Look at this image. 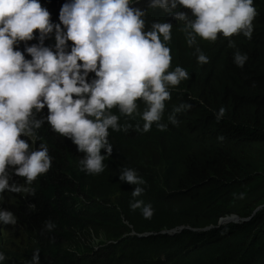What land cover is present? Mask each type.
I'll list each match as a JSON object with an SVG mask.
<instances>
[{
    "label": "clouds",
    "instance_id": "1",
    "mask_svg": "<svg viewBox=\"0 0 264 264\" xmlns=\"http://www.w3.org/2000/svg\"><path fill=\"white\" fill-rule=\"evenodd\" d=\"M256 1L0 0V230L18 222L7 194L34 195L32 183L52 171L72 185L69 160L81 155V171L104 172L113 151L110 129L142 140L155 128L170 130L175 145L157 155L211 135L208 124L220 122L226 109L188 118L192 91L214 85L208 79L214 57L232 62L236 75L249 73L256 55L212 51L219 38L241 37L243 48L251 47L255 21L264 19V1ZM259 41L257 53L264 54ZM206 159L205 151L197 164ZM119 180L134 185L130 209L151 219L152 205L136 199L145 180L127 167ZM55 228L49 219L41 231ZM29 264H41L39 249Z\"/></svg>",
    "mask_w": 264,
    "mask_h": 264
},
{
    "label": "trees",
    "instance_id": "2",
    "mask_svg": "<svg viewBox=\"0 0 264 264\" xmlns=\"http://www.w3.org/2000/svg\"><path fill=\"white\" fill-rule=\"evenodd\" d=\"M254 26L249 49L234 37L219 38L212 51L256 55L246 66L249 73L236 75L228 68L232 62L214 57L208 70L214 85L192 91L196 99L190 98L188 118L226 109L220 122L208 124L211 135L157 155L175 145L170 130L155 128L142 140L110 129L113 151L104 172L81 171V155L69 160L72 185L52 171L47 180L32 183L34 195L7 194L19 215L16 226L0 230L4 264H29L35 249L41 264H264V54L256 50L261 35L258 48L264 44V19ZM205 151L206 163L198 165ZM124 167L145 180V192L136 199L152 205L151 219L130 209L134 185L119 180ZM49 219L55 230L42 232Z\"/></svg>",
    "mask_w": 264,
    "mask_h": 264
}]
</instances>
